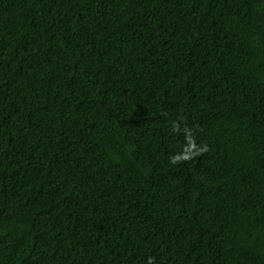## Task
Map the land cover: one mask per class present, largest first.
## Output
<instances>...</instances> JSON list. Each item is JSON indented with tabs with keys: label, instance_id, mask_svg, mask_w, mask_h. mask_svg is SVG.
<instances>
[{
	"label": "trees",
	"instance_id": "obj_1",
	"mask_svg": "<svg viewBox=\"0 0 264 264\" xmlns=\"http://www.w3.org/2000/svg\"><path fill=\"white\" fill-rule=\"evenodd\" d=\"M0 264H264V0H0Z\"/></svg>",
	"mask_w": 264,
	"mask_h": 264
}]
</instances>
